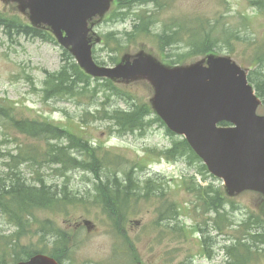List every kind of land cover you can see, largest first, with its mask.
Returning <instances> with one entry per match:
<instances>
[{
  "label": "rangeland",
  "instance_id": "1",
  "mask_svg": "<svg viewBox=\"0 0 264 264\" xmlns=\"http://www.w3.org/2000/svg\"><path fill=\"white\" fill-rule=\"evenodd\" d=\"M18 1L0 0V10L42 28L34 24ZM156 1L134 7L138 16L151 14L154 23L147 34L121 47L109 34L120 38L124 31H130L135 14L125 21L118 19L120 14L113 17L117 0H111L93 26L97 37L93 47V55L98 57L96 63L113 65L109 63L111 60L118 62L145 52L168 67H182L205 62L209 56H226L250 74L259 67L257 58L264 60V1L260 7L253 5V0ZM169 27L172 29L167 33L178 31L180 40L163 50L158 35ZM47 31L53 39L48 34V40L17 36L14 31L9 38L0 29V106L4 107L1 113L8 114L9 108L16 119L34 120L43 126L52 124L65 133L55 138L32 136L13 127L8 116L0 115V191L23 180L31 185L44 183L49 191L57 192L54 196L78 202L36 209L27 234L20 233L11 221V214L0 208V247L8 249L3 263L15 264L11 252L15 244L17 249L28 246L25 252H52L57 256L69 248L70 254L60 255L65 264H221L228 254H247L244 259L254 257L249 251H238L240 245L252 251L263 250L264 196L252 190L229 196L225 189L227 219L219 220L218 212L211 211L205 200L185 183L196 176L197 185L209 182L217 189L225 187L222 180L210 175L202 179L197 164L166 160L163 151L170 146L173 135H180L169 133L164 123L155 122L142 133L122 134L94 116H99L103 107L126 108L125 99L118 96L106 99L102 93L97 97L67 99L47 94V76L61 68L63 51L54 34ZM104 35L106 48L101 40ZM210 41L212 51L192 52L195 44L203 47ZM259 71V76L264 77V68ZM115 83L135 96L137 102L149 103L153 98V86L148 79ZM258 112L264 114V104ZM75 137L95 149L92 155L81 154L69 146ZM91 158L96 160L85 161ZM79 163L82 166L74 165ZM134 166L137 182L144 185L151 180L150 195L129 204L127 220L120 232L102 209L93 204L95 185L98 178L113 185L111 179L115 177L120 181L117 185L121 192L125 172ZM198 189L202 191L204 187ZM170 203L178 209L173 219L169 216ZM84 218L95 224L94 229L88 230L85 224L74 229ZM65 226H70V230L66 231ZM245 234L248 242L242 241ZM258 254L260 260L254 264H264L261 259L264 253Z\"/></svg>",
  "mask_w": 264,
  "mask_h": 264
},
{
  "label": "water",
  "instance_id": "2",
  "mask_svg": "<svg viewBox=\"0 0 264 264\" xmlns=\"http://www.w3.org/2000/svg\"><path fill=\"white\" fill-rule=\"evenodd\" d=\"M111 0H20L35 25L50 28L77 63L93 77L123 81L148 79L151 102L167 127L184 136L208 170L235 196L245 190L264 194V115L246 70L226 56L206 62L167 67L152 55L138 53L115 66L96 63L92 48L93 19ZM222 122L230 125L221 126ZM88 223V221H87ZM17 264H59L36 254Z\"/></svg>",
  "mask_w": 264,
  "mask_h": 264
},
{
  "label": "trees",
  "instance_id": "3",
  "mask_svg": "<svg viewBox=\"0 0 264 264\" xmlns=\"http://www.w3.org/2000/svg\"><path fill=\"white\" fill-rule=\"evenodd\" d=\"M156 0H118L117 8L114 9L113 15L120 14L121 21H125L129 15L135 14L134 25L132 30L124 31L120 38H117L114 33H110L111 37L117 46H124L126 43H130L135 40L137 36L147 34L150 26L154 23L153 16L149 14L146 17L141 15H136L133 12L135 6L138 5H148L154 3ZM264 0H253L252 3L260 7L261 2ZM157 2V1H156ZM0 29L5 32V34L12 38V31L15 35H32L40 37L44 40H48L47 31L34 28L29 26L26 22H23L18 16L9 14L4 10H0ZM172 27L164 29L159 35V39L162 41L163 49L173 43L179 41L178 31H171L167 33ZM48 34V35H46ZM51 36V35H50ZM51 39L52 36H51ZM207 42L203 47L201 45H194V53H206L212 48L213 42ZM115 56H111V59H115ZM176 62V61H175ZM259 67L255 72H251L248 77L249 80L254 84L257 93L263 100L264 104V77L259 76L261 73L259 70L264 68V60L261 57L257 58ZM47 94L56 96L59 99L64 97L67 99L69 96L83 97L85 95H91L92 97H97L99 93H102L103 98L109 99L110 96H118L121 99L126 100V108H119L114 110H108L103 107L99 111V120L107 121L112 128L119 133H133L135 131H140L141 133L152 126L155 122L163 123L162 120L155 116L151 105L149 103L137 102L135 96L131 93H127L126 90L119 88L109 79H93L91 76L86 74L81 67L74 60L69 51L65 50L62 53V66L58 71L50 73L46 80ZM104 94H106L104 96ZM4 107L0 106V115L8 116L7 119L13 127L17 130L28 133L32 136L38 135H51L52 137H60L64 130L58 126L52 124H47L43 126L34 120H23L16 119L12 115V111L6 108L8 114H2L1 111ZM222 124H226L223 122ZM69 132L68 130H66ZM169 133H171L168 130ZM65 133V132H64ZM73 148L79 150L81 154L92 155L95 149L88 144L87 141L80 137H75L72 139ZM66 153V151H64ZM163 156L166 160L170 162L183 161L191 164L198 165V174L202 179H206L209 172L206 166L203 164L201 158L195 153L191 148L188 141L184 137H177L173 135V140L170 146L163 151ZM64 157H69V155L64 154ZM74 159H76L74 157ZM95 158L87 159L85 161H95ZM80 165L82 164H74ZM137 168L135 166L125 172V185L118 188L117 183L120 182L117 178H112L111 181L114 182L113 185L109 183L105 184L98 178V183L95 185L96 191L93 195V204L101 208L105 213L110 215V220L114 227L118 231L124 229L123 222L127 220L129 204L133 201L138 200L141 197L150 195L149 189L151 185V180H147L144 185H141L136 181L134 176V171ZM190 182L185 183L186 187L190 190L196 192L200 199L205 200L208 208L213 206L216 212H218L219 220L224 221L227 219L225 211V205L227 204V197L225 191L222 187H218L217 191L214 192L211 186L205 187L204 191H200L198 188L201 187L197 185L194 181L196 176L190 178ZM14 183V182H13ZM133 189H136L133 191ZM99 191V192H98ZM57 192L49 191V188L45 186L44 183L40 185H31L26 181H17L14 185L6 187L0 191V208L6 211L9 215L11 214V221L16 224L18 231L20 233H30L29 225L30 218L33 216L36 209H43L49 207H55L57 205L75 204L78 201H68L64 200V196H54ZM178 209L174 203H170V213L169 216L173 219L174 215L177 214ZM244 237H247L245 234ZM243 237V242L247 241ZM123 243V242H122ZM17 244L11 247L12 257L14 260L22 261L32 257L35 252L34 250L25 252L28 246L21 247L17 249ZM8 252L7 248L0 247V264H4L3 258ZM124 252V250H123ZM52 253V252H51ZM53 255V254H51ZM54 256V255H53ZM238 258L237 255H234ZM244 259L245 257H240ZM248 258V257H247Z\"/></svg>",
  "mask_w": 264,
  "mask_h": 264
},
{
  "label": "flooded vegetation",
  "instance_id": "4",
  "mask_svg": "<svg viewBox=\"0 0 264 264\" xmlns=\"http://www.w3.org/2000/svg\"><path fill=\"white\" fill-rule=\"evenodd\" d=\"M201 185L203 187H207V186H209V182L201 183ZM214 188H215V186H214ZM213 191L216 192L217 189H213ZM210 209L213 210V206H211ZM83 223H85V222L80 221V222L76 223L74 229L77 228V227H79V226H81V225H83ZM85 225L88 227V230H92L95 227V224L94 223H90L89 225L85 223ZM65 227H66L65 229L67 231L70 230V226H65ZM238 247L248 248V247H246L244 245H240ZM67 252L70 254L69 248L63 250V252H61L60 255L61 254H64V253H67ZM260 252H263L264 253V249L263 250H258V253H260ZM60 255H58V258H57L58 261H59V263L60 264H65L62 256H60ZM258 256H260V255H258ZM224 259H225V261L222 262L221 264H235V262H237V264H254V261H255V259H252V260H244V259L236 260V259L233 258V255L232 254H228L227 257H225ZM261 259H264V258H261ZM258 260H260V259H258ZM73 264H77V263H73Z\"/></svg>",
  "mask_w": 264,
  "mask_h": 264
},
{
  "label": "bare ground",
  "instance_id": "5",
  "mask_svg": "<svg viewBox=\"0 0 264 264\" xmlns=\"http://www.w3.org/2000/svg\"><path fill=\"white\" fill-rule=\"evenodd\" d=\"M174 54V53H173Z\"/></svg>",
  "mask_w": 264,
  "mask_h": 264
}]
</instances>
